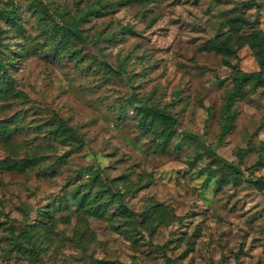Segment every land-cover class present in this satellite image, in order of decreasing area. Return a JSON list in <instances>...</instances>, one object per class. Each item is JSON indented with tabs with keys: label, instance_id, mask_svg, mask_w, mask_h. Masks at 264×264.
Segmentation results:
<instances>
[{
	"label": "rangeland",
	"instance_id": "1",
	"mask_svg": "<svg viewBox=\"0 0 264 264\" xmlns=\"http://www.w3.org/2000/svg\"><path fill=\"white\" fill-rule=\"evenodd\" d=\"M12 1L16 24L0 19V264H264V86H244L219 137L232 72L199 49L230 16L248 21L240 34L264 30V0H42L45 21ZM66 24L84 40L60 43ZM236 56L259 69L247 45ZM144 107L175 123L140 124ZM58 120L80 143L59 142ZM20 160L33 163L3 167ZM94 175L103 216L71 199Z\"/></svg>",
	"mask_w": 264,
	"mask_h": 264
},
{
	"label": "trees",
	"instance_id": "2",
	"mask_svg": "<svg viewBox=\"0 0 264 264\" xmlns=\"http://www.w3.org/2000/svg\"><path fill=\"white\" fill-rule=\"evenodd\" d=\"M53 1V0H49ZM8 8H0V19L5 23L13 26L16 24V20L19 18L18 8L19 6L12 0H9ZM103 6L100 4L97 8H89L86 12H83L80 16L81 20H85V17L90 13L97 14L99 9ZM27 9L32 14H36L39 20L45 21L44 16L49 13L48 3L42 0H30ZM76 21V20H74ZM225 24L227 30L218 36L213 37L209 42L200 46L201 50L215 51L220 54L223 59L224 65L230 68L232 72L231 82L232 88L227 92L224 105H223V123L219 130V137L224 136L231 128L234 114L232 111V105L236 99H239L243 95V88L245 85L251 84L252 87L264 86V78L262 77V70L264 69V30L254 29L248 34H240L239 31L248 24V21L241 15H234L225 18ZM65 29V30H64ZM55 33H60V43H67L69 37L75 39L84 40L82 34L75 28L74 24H66L65 26H56ZM55 33L53 36H55ZM241 45H247L254 53L258 70L255 72H243L239 69L237 64L236 50ZM235 59L231 62L230 59ZM112 70V69H111ZM0 71L4 75V69L2 61L0 60ZM144 113V120L140 124L151 126L155 124H174L175 120L168 114L158 111L152 108H142ZM146 117H149L146 120ZM4 131V130H1ZM52 134L56 136L61 143L68 141H76L80 143V140L76 136L74 130L64 124L62 120H58L57 125L52 129ZM5 133V132H4ZM8 137V136H4ZM32 160H20L18 162L8 163L4 162L3 167L8 170L21 171L25 166L32 164ZM231 166V165H230ZM232 171L236 175H242V173L234 167H231ZM105 188H103L102 182L97 175H94L85 184L84 189H75L71 194V199L75 202L76 206L90 215L103 216L105 213L104 206V194ZM122 213H127V209L120 208ZM169 262L168 259H166ZM100 264H117L115 262L99 260Z\"/></svg>",
	"mask_w": 264,
	"mask_h": 264
}]
</instances>
